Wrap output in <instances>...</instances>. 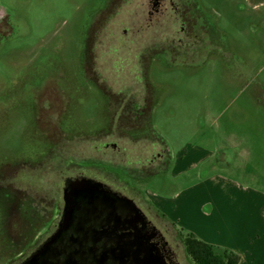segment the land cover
<instances>
[{"label": "rangeland", "instance_id": "obj_1", "mask_svg": "<svg viewBox=\"0 0 264 264\" xmlns=\"http://www.w3.org/2000/svg\"><path fill=\"white\" fill-rule=\"evenodd\" d=\"M151 1L0 0V264L56 231L67 178L132 198L177 264L197 235L154 199L264 191V0Z\"/></svg>", "mask_w": 264, "mask_h": 264}, {"label": "water", "instance_id": "obj_2", "mask_svg": "<svg viewBox=\"0 0 264 264\" xmlns=\"http://www.w3.org/2000/svg\"><path fill=\"white\" fill-rule=\"evenodd\" d=\"M73 185L62 226L22 264H168L134 200L100 181Z\"/></svg>", "mask_w": 264, "mask_h": 264}, {"label": "crops", "instance_id": "obj_3", "mask_svg": "<svg viewBox=\"0 0 264 264\" xmlns=\"http://www.w3.org/2000/svg\"><path fill=\"white\" fill-rule=\"evenodd\" d=\"M197 164L191 160L187 170L196 168ZM177 170L175 165L173 174L181 175L182 170ZM253 191L198 192L194 187L187 190L185 196L181 197V193H178L173 198L176 203L184 197L186 202L201 199L198 206L186 210L184 214L180 213V207L173 214L168 211L171 208L168 207L171 204L169 200L153 201L161 216L170 222L173 220L175 224H182L203 242L210 245H215L217 241L230 243L241 254L239 264H264V191ZM224 204L229 206L226 208ZM230 204L233 205V213L229 211Z\"/></svg>", "mask_w": 264, "mask_h": 264}, {"label": "trees", "instance_id": "obj_4", "mask_svg": "<svg viewBox=\"0 0 264 264\" xmlns=\"http://www.w3.org/2000/svg\"><path fill=\"white\" fill-rule=\"evenodd\" d=\"M187 253L194 264H239L240 257L232 251L216 249L196 238L193 234L184 236Z\"/></svg>", "mask_w": 264, "mask_h": 264}, {"label": "flooded vegetation", "instance_id": "obj_5", "mask_svg": "<svg viewBox=\"0 0 264 264\" xmlns=\"http://www.w3.org/2000/svg\"><path fill=\"white\" fill-rule=\"evenodd\" d=\"M163 1L164 0H152L151 3L153 5V9H154V13L156 12H159L160 9H161V6L163 5ZM4 20L5 19V14L2 10H0V22L1 20ZM7 26H5L4 28H6ZM1 32V31H0ZM83 178H86V179H89V180H94V181H98L96 179H93V178H89V177H83V176H77V177H72V178H67L65 180V184H64V189H63V201H64V204H63V207H62V212H61V215L59 217V221H58V224H57V227H56V231L62 226L63 224V220H64V216L66 214V210L68 209V206H69V203L71 202V198H72V191H71V187L73 185V182H76L77 179H83ZM101 182V181H100ZM102 184H105L103 182H101ZM71 184V185H70ZM106 186H108L107 184H105ZM74 186V185H73ZM109 187V186H108ZM110 188V187H109ZM111 189V188H110ZM113 190V189H111ZM114 192L120 194L121 196H125L124 194H122L121 192L119 191H115L113 190ZM127 197V196H126ZM129 198V197H128ZM132 199V198H130ZM133 200V199H132ZM149 226H154L152 225L151 221L149 223ZM55 231V232H56ZM55 232L51 235V237L55 234ZM155 233H156V236L152 239V244L155 245L157 248H160L163 255L165 256V258L167 259L168 261V264H177L176 261L174 260V257H173V254L171 253L170 249L168 248V245L167 243L164 241V238L163 236L161 235V233L156 229L155 230ZM49 237L47 239V241L51 238ZM46 241V242H47ZM45 242V243H46ZM40 248V247H39ZM38 248V249H39ZM37 249V250H38Z\"/></svg>", "mask_w": 264, "mask_h": 264}]
</instances>
